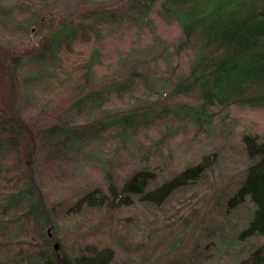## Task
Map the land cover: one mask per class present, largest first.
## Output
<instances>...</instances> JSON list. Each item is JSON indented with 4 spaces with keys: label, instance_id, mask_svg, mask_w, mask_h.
<instances>
[{
    "label": "trees",
    "instance_id": "16d2710c",
    "mask_svg": "<svg viewBox=\"0 0 264 264\" xmlns=\"http://www.w3.org/2000/svg\"><path fill=\"white\" fill-rule=\"evenodd\" d=\"M11 1L0 0L9 18L0 20V264H110L116 240L87 225L103 211L136 204L158 214L178 190L206 180L207 156L161 178L148 164L131 168L119 184L105 175V184L72 196L53 173L104 133L117 137L115 150L127 149L162 112L223 133L225 109L264 105V0ZM58 1L72 14L55 23L48 13ZM165 24L178 33L160 48L155 32ZM116 66L124 74L112 72ZM138 85L145 103L104 109ZM160 89L168 104L157 106L151 98ZM46 91L47 112L66 98L71 103L64 119L36 133L27 108ZM241 143L244 177L202 230L209 241L201 249L222 255L236 248L232 264H264V134H246ZM245 205V219L230 224L232 212ZM63 228L82 234L70 251L62 246ZM117 239L119 245L124 237Z\"/></svg>",
    "mask_w": 264,
    "mask_h": 264
},
{
    "label": "rangeland",
    "instance_id": "374dc122",
    "mask_svg": "<svg viewBox=\"0 0 264 264\" xmlns=\"http://www.w3.org/2000/svg\"><path fill=\"white\" fill-rule=\"evenodd\" d=\"M13 1L15 0L10 4ZM66 5L63 1H58L55 11L48 13L55 23L63 14L70 13L72 7ZM4 18L9 19L3 16L0 8V20L3 21ZM177 33V28L170 24L159 25L155 32V41L161 45L160 48L169 47ZM5 48L7 47L4 46ZM3 53L0 50L1 59ZM112 69V72H125V69L118 66ZM161 89L159 97L151 98L152 104H168L164 97L165 91ZM48 94L46 91L43 96L35 97L34 103L27 108L33 116L29 123L33 124L36 133L43 126L57 123L64 119V115H68L71 103L68 98L50 112L45 110L46 107H42L49 97ZM1 95V101L6 104V91L3 90ZM145 96L146 91L138 85L136 92L123 99L113 98L111 106L104 109H124L134 103H145ZM162 114L161 118L154 119L149 126L139 128L127 149L118 147L119 150H115L117 137L113 132L104 133L97 142L87 144L81 153L72 156L70 162L64 164L58 174L53 173V176L56 177L57 183L67 187V193L72 196L87 186L105 184V175H108V180L112 179L119 184L125 180L131 168L148 164L161 178L186 165L204 160L202 157L206 155V165L209 169L206 180L178 190L165 207L156 211L158 214L145 213L142 205L136 204L118 212L103 211L99 219L89 223L87 227L99 229L105 234V240L109 238L117 242L119 236L124 237L121 244L112 243L113 258L110 264H232V259L238 257L239 249L229 248L231 251L222 255H219L215 247L202 252L203 244L209 241L202 230L210 226L213 215L220 211L218 205H223L222 200L244 177L248 160L243 152L242 137L246 134H264V105L232 106L225 109L220 113L227 117L222 123L225 125L221 124L223 133L219 132L218 127L210 131L199 129L190 120L177 118L169 111ZM79 116L78 121H81L84 116ZM109 162L111 163L108 166ZM214 206L216 210L213 209ZM249 207L250 205H245L239 211L232 212L228 218L230 224L242 222L249 212ZM226 223L223 233L229 237L233 233L227 228L230 224L227 221ZM60 231L63 249L70 251L71 247L77 245L75 241L81 238L79 235L82 234L78 231L71 233V228H63Z\"/></svg>",
    "mask_w": 264,
    "mask_h": 264
}]
</instances>
